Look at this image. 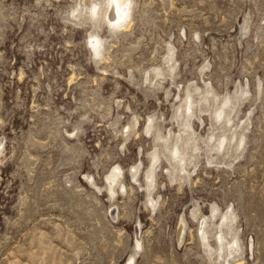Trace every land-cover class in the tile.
<instances>
[{
    "label": "rangeland",
    "instance_id": "1",
    "mask_svg": "<svg viewBox=\"0 0 264 264\" xmlns=\"http://www.w3.org/2000/svg\"><path fill=\"white\" fill-rule=\"evenodd\" d=\"M110 3L0 0V264H264V0Z\"/></svg>",
    "mask_w": 264,
    "mask_h": 264
},
{
    "label": "bare ground",
    "instance_id": "2",
    "mask_svg": "<svg viewBox=\"0 0 264 264\" xmlns=\"http://www.w3.org/2000/svg\"><path fill=\"white\" fill-rule=\"evenodd\" d=\"M110 4H111V8H112V17H111V19H109V21L111 22V24H113L116 27H122V26H124L123 25V22L128 17V13H129L130 6H131V0H111V3ZM97 8H98L97 6L94 7V13H96L95 15H97ZM99 42H100V40L98 38L93 37V36L91 37V44L93 45L94 52H95V54L97 56L100 55L99 48H98V43ZM172 55H171V57H172ZM119 178H120V174H116V173L110 175V178H108V183H109V186H110V192L112 194H114V190H113L114 188H113V186L116 183H118Z\"/></svg>",
    "mask_w": 264,
    "mask_h": 264
}]
</instances>
